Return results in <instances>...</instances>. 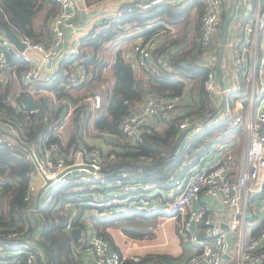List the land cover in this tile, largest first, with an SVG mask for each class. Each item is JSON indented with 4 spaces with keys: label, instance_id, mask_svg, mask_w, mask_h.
<instances>
[{
    "label": "built area",
    "instance_id": "2783aa9c",
    "mask_svg": "<svg viewBox=\"0 0 264 264\" xmlns=\"http://www.w3.org/2000/svg\"><path fill=\"white\" fill-rule=\"evenodd\" d=\"M54 1L58 11L51 19L47 41L36 42L29 37H19L25 46L21 51L5 34H0L2 80L12 77L5 73H13L18 82L17 96L29 95L38 102L36 96L49 90L52 99L51 102L46 100L48 105L67 107L64 116L49 127L59 140L48 141L47 135L48 142L40 150L35 146L27 148L26 159L33 169L27 173L29 187L26 200L32 205V210H35V195L45 184V177L54 179L52 185L77 179L90 188L87 203L106 217L139 211L180 219V231L196 246V252L184 264H264V227L260 229L264 208L261 211L254 208V198L264 194V0H203L205 9L197 38L202 53L197 64L211 68L205 79V88L213 99L212 109L204 117L196 114L194 120L182 109L184 95L148 93L138 108L121 119L122 134L135 140L144 132L152 131L155 118L169 120L180 116V130L186 131L196 124L195 134L224 121L243 128L245 144L241 146L239 155L234 146L242 140L237 137L234 142L220 145L216 161L210 164L199 162L187 171L181 167L161 189H157L155 184L141 187L138 182L130 183L127 179L131 177L129 172L110 176L104 169L117 159V155L98 145L74 143L68 153L62 152V145L66 146L62 129L66 117L76 105L66 97H59L50 87L58 75L65 77L66 88L79 87L90 79V73L84 58L70 61L80 52L81 44L80 39L72 40L68 34L78 28L77 0ZM164 1L177 4L185 0H148L141 3V7L149 8ZM230 2L232 18L219 64L220 36ZM121 14V10L116 12L118 16ZM157 47L158 39L152 36L137 42L131 50H124L123 57L132 61V56L136 55V64L142 70L159 75L162 68H170V56H154ZM9 54L28 62V68L17 75ZM219 66L221 71L227 67L231 69L233 89L219 86L216 80ZM92 102L95 108L101 107V95L94 94ZM28 109V114L36 111ZM44 120L48 121L47 116ZM23 126L21 118L0 112V144L13 147L22 142ZM80 155H83L82 160H78ZM74 166L77 173L67 171ZM50 187L44 191L45 199L51 195ZM226 224L228 229L224 227ZM72 225L73 218H70L66 229L72 230ZM9 236L19 237L16 232ZM81 239V245L76 247L90 264H179L176 259L159 260L141 253L127 254L116 250L88 223L82 229ZM19 246L27 253V263L35 264L36 244L25 242ZM5 252L0 246V259L7 256ZM38 255L44 257L42 250Z\"/></svg>",
    "mask_w": 264,
    "mask_h": 264
},
{
    "label": "trees",
    "instance_id": "16d2710c",
    "mask_svg": "<svg viewBox=\"0 0 264 264\" xmlns=\"http://www.w3.org/2000/svg\"><path fill=\"white\" fill-rule=\"evenodd\" d=\"M140 3H124L120 7L122 14L104 21L105 27L94 28L83 37L80 52L69 59L72 62L74 59H85L84 63L90 73L88 81L91 82L102 79L105 68L109 67L112 82L106 86L102 83L95 89L96 94L102 97L101 107L93 110L92 99L85 101L86 97L91 96L90 93L85 96L74 93L88 81L69 89L65 87V77L58 75L57 81L50 87L59 97H66L76 105L73 111L76 123L83 116L91 119L93 114L96 129L125 138L120 129L121 119L138 108L148 93L170 96H185L189 93L190 98L196 96L195 104L189 110H185L183 103L181 106L194 120L196 114L204 117L212 109L213 99L205 88V79L211 68L197 64L202 53L197 38L205 9L204 1L185 0L177 4L164 1L149 8H142ZM194 9L198 14L193 28L195 36L187 45L185 40L188 39ZM57 11L58 5L54 0H0V27L10 28L20 38L29 37L36 42H45L50 37L49 25ZM166 33V42L154 50V56L167 52L168 42H171L170 45L181 43L182 47L175 54H170V68H162L159 75L142 69L140 74L139 70L133 68V61L124 59L122 49L116 51L113 61L112 56L106 58L102 54L107 43L113 42V49H117L124 42L140 37L146 40ZM0 34H4L1 28ZM173 34L174 37L171 36ZM8 57L11 65L16 66L17 75L29 66L23 59H16L11 54ZM1 77L0 69V112L16 115L23 120L24 126L22 142L13 147L0 144V246L4 247L7 255L0 259V264H28L27 253L19 246L25 242L36 244L35 264H85L74 244L71 230L66 229V225L73 218V228H85V213L92 208L87 203L89 186L77 179L52 185L50 197L40 203L34 215L32 205L26 200L29 187L27 173L33 169L26 159L27 148L35 146L40 150L47 141V135L48 141L59 140L49 127L64 116L67 107H46L47 99L44 98L39 103V109L28 114L25 97L16 94L15 78L9 77L4 81ZM46 116L48 121L44 120ZM180 118H160L164 127L157 129L153 125L152 131L144 132L138 140L122 143L124 145L121 151L113 149L117 159L105 167V172L110 176L129 172L131 177L127 179H130V183L138 182L141 187L155 184L157 189H161L181 167H184V171L190 170L197 166L200 159L217 152L222 143L231 142L243 133L241 126H232L224 121L187 137L186 132L179 128ZM82 142L86 143L78 136L74 127L72 135L66 138V146L62 145V152L68 153L74 143ZM241 150V147L235 150L237 155ZM69 202L77 205L76 213L68 212L66 205ZM158 216L159 214L133 211L110 218L94 216L91 221L95 232L107 239L114 249L120 250L109 228H118L135 238H153L156 236ZM260 225V229L264 227V219ZM36 226L39 228V236L34 238ZM178 229L181 239H187L180 231V225ZM12 232L18 233L19 237L11 238L9 234ZM11 243L15 247H7ZM40 250L44 254L43 258L38 255ZM157 256L149 257L164 260ZM163 256L171 259L167 255Z\"/></svg>",
    "mask_w": 264,
    "mask_h": 264
},
{
    "label": "crops",
    "instance_id": "0c3cea01",
    "mask_svg": "<svg viewBox=\"0 0 264 264\" xmlns=\"http://www.w3.org/2000/svg\"><path fill=\"white\" fill-rule=\"evenodd\" d=\"M130 1H140L141 3H144L148 0H77L78 3V9H79V16H78V23H77V31L73 32L70 31L68 34L72 40H82L83 37H85L88 33H90L94 28L101 29L102 27H105L106 22L108 19L113 18L116 15V12L120 10V7ZM140 3V5H141ZM191 17V25L188 34V39L185 40L187 41V45H189V42L193 39L195 36V31L193 30L194 28V23L196 20V9L193 10ZM193 21V22H192ZM50 26V25H49ZM192 28V29H191ZM173 32V30H172ZM171 33V32H170ZM222 34V33H221ZM174 37L175 35H171ZM170 36V38H171ZM177 36V34H176ZM158 39V46L163 45L166 42V35L160 34L156 35ZM142 41V38H138L137 40L131 41V42H124L122 43L117 49L113 50V55L116 53L118 49H122V51H128L133 48V46L137 43ZM171 42H168L166 46L168 51L162 53V55H169L170 54H175L179 47H182V44H176V45H170ZM124 51V52H125ZM113 57V56H112ZM136 55L132 56V61L133 64H136ZM38 58V57H37ZM136 69L139 70L140 74L142 72L140 71L141 68L136 64ZM9 76L12 75L13 78H15L14 74L12 73H5ZM217 82L219 83V86H228L231 89H233L234 86V81L232 78V73L231 69L229 70L228 67L223 69V71L218 70L217 77H216ZM190 83V82H189ZM97 91L94 89H91L90 93V100L92 99V96L96 94ZM194 100H196V96H192L191 98L189 97V93H187L184 98H183V107L185 110H189L190 106L195 104ZM93 104V102H92ZM96 109L93 106V110ZM73 112L66 117V122L69 123L71 119H73ZM86 117V118H85ZM91 119L87 116H83L79 123H77L75 130L78 133V136L81 137L83 141L86 143L92 144V145H98L102 148H105L106 150H113L117 149L121 151L123 149L122 143H125V141H134L135 139L131 138H124L117 136L115 134H109V133H104L96 129L93 125V117L94 115L90 116ZM85 118V119H83ZM153 120V119H152ZM84 121V122H83ZM80 122H83L82 124ZM154 124L157 129L162 128L165 126L164 122L160 120V118H155L154 119ZM186 135L192 136L196 132V124L191 126L189 129L186 131ZM70 137V136H69ZM237 137L240 138V135H237ZM232 140L231 142H234L236 139ZM242 144L238 143L235 144L234 148L237 149L241 147ZM218 152V151H217ZM217 152L215 153H210L206 157H204V160L202 162L206 163H213V161H216L217 158ZM216 154V155H215ZM203 159V158H202ZM200 159V160H202ZM208 161V162H207ZM201 163V161H199ZM42 184V181H40V185ZM42 188V186L39 187L35 199H34V204L36 205L37 199H38V192ZM264 200V194L262 197H256L254 200L256 201L254 205V208L256 210H263L264 208V203L260 201V199ZM46 200V199H45ZM44 200V201H45ZM209 201H213V199L209 198ZM66 208L68 209V212L71 213H76L78 210V207L76 204L73 203H68L66 205ZM159 214L158 216V223L157 227L155 228L156 236L153 238L150 237H143V238H135L128 236L124 234L120 229L118 228H109V231L112 233L115 242L117 246L119 247L120 251L131 254V253H141L147 256H152V255H158L157 257H161L163 259H167V255L171 257V259H176L179 264H184L187 258L192 255L193 253L196 252V246L191 244L188 239H181V236L179 234V223L180 219H175L174 217L162 214V213H155ZM103 216L101 215L95 208H91L86 211L85 213V221L86 223L93 225L92 224V217L94 216ZM110 218V217H107ZM37 227V226H36ZM39 236V228L34 231V238H37ZM7 247L13 248L15 247V244H10ZM84 259L85 264H90L89 259L82 255Z\"/></svg>",
    "mask_w": 264,
    "mask_h": 264
},
{
    "label": "water",
    "instance_id": "95a60500",
    "mask_svg": "<svg viewBox=\"0 0 264 264\" xmlns=\"http://www.w3.org/2000/svg\"><path fill=\"white\" fill-rule=\"evenodd\" d=\"M231 18H232V6H231V2L230 5L227 8L226 14H225V18L223 21V26H222V34H221V45H220V51H219V64H221V60L224 54V50H225V45L227 42V37H228V33H229V27H230V22H231ZM3 30V33L5 34V36L12 42L15 44V46L21 50L24 51L25 50V46L24 44L21 42L20 38L8 27H0ZM133 68L136 69V64H132ZM219 70L221 71V66H219ZM25 103L27 105L28 108L33 109V110H37L40 107V104L38 102H36L31 96H26L25 97ZM45 106L48 107V103L45 101ZM83 155H80L78 160H82ZM68 172L71 173H77L78 170H76V166L71 167L69 169H67ZM45 184L42 186V188L39 190L37 196V203L35 205V210L38 209L39 205L41 202H43L45 200V194L44 191L49 188L53 183H54V179H50L45 177ZM35 210L33 211V215L35 214ZM39 225V222L37 223V226ZM225 229H228V225H224ZM195 228V225H192V229ZM71 234L73 237V241L75 246H80L82 243V228L81 227H75L71 230Z\"/></svg>",
    "mask_w": 264,
    "mask_h": 264
},
{
    "label": "rangeland",
    "instance_id": "374dc122",
    "mask_svg": "<svg viewBox=\"0 0 264 264\" xmlns=\"http://www.w3.org/2000/svg\"><path fill=\"white\" fill-rule=\"evenodd\" d=\"M198 17V14H196V18ZM165 35H167V33L165 34ZM220 44H221V36H220ZM112 45H113V42H111V43H107L106 44V47H105V49H104V51H103V53L102 54H104L105 55V57L106 58H108L109 56H113V47H112ZM113 57H112V59H111V61H113ZM101 78L103 79H100V80H95V81H93V82H91L90 80V82L88 81L85 85H83V87H81L80 89H78V90H76V91H74V93H76V95H81V96H85L86 94H88L90 91H91V89H96L97 87H99V85L100 84H104V86H106V85H108V84H110L111 82H112V80H113V78H112V74H111V70L109 69V67H107V68H105V70H104V72H103V74H102V76H101ZM15 83H16V85L18 86V82H17V79L15 78ZM97 91V90H96ZM44 98H46L47 100H48V102H51V99H52V94L50 93V91L49 90H47V91H43V92H41L39 95H37L36 96V99H37V101L40 103L41 101H44ZM90 96H88V97H86L85 98V101H87V100H89L90 101ZM86 118V117H85ZM85 118H83V119H85ZM84 122V121H83ZM83 122H80L81 124L83 123ZM76 125H77V123L75 122V120H74V116H73V119H71V121L69 122V123H67L65 126H64V128L62 129V131H63V135H64V137H66V138H69V136H71L72 135V133H73V130H74V127H76ZM244 135H243V133L240 135V139L242 140V146L245 144V140H244ZM204 160V158L201 160V162ZM208 162V161H207ZM207 164H209V163H207ZM88 201V200H87Z\"/></svg>",
    "mask_w": 264,
    "mask_h": 264
}]
</instances>
